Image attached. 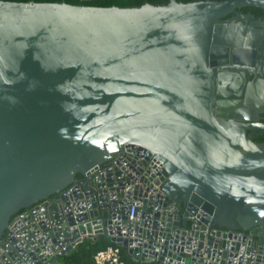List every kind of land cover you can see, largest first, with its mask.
Here are the masks:
<instances>
[{"label": "water", "instance_id": "95a60500", "mask_svg": "<svg viewBox=\"0 0 264 264\" xmlns=\"http://www.w3.org/2000/svg\"><path fill=\"white\" fill-rule=\"evenodd\" d=\"M249 7L264 0H0V264L85 238L142 262L264 264V143L247 137L264 129V17ZM124 150L159 171L113 162Z\"/></svg>", "mask_w": 264, "mask_h": 264}, {"label": "trees", "instance_id": "16d2710c", "mask_svg": "<svg viewBox=\"0 0 264 264\" xmlns=\"http://www.w3.org/2000/svg\"><path fill=\"white\" fill-rule=\"evenodd\" d=\"M13 2H37V3H62L65 2L70 5H85L94 7H120V8H133L140 7L146 3L153 5H166L169 0H4ZM179 2L189 3L200 0H178ZM244 12H251L257 17H264V11L257 8H244ZM259 143H264V136H260L256 139ZM108 247H118L120 249V255L125 264H157L156 262H140L132 258L126 251L120 246L109 240L93 241L91 239H84L77 244L69 253L55 257L51 264H94V256L101 250Z\"/></svg>", "mask_w": 264, "mask_h": 264}, {"label": "built area", "instance_id": "2783aa9c", "mask_svg": "<svg viewBox=\"0 0 264 264\" xmlns=\"http://www.w3.org/2000/svg\"><path fill=\"white\" fill-rule=\"evenodd\" d=\"M134 156H135L134 152H132L130 150H124L121 153H119L114 158V160H112V161L114 162L116 160H126L127 158H131V159H134L136 161L135 163H137L138 166H142L141 163L143 162V159H141L139 157L134 158ZM142 167H144V166H142ZM149 168L153 171H159L160 166L158 163L155 164V162L151 159L150 161L147 162V166L144 167V171H146ZM156 189H157V191H159L160 187L157 186ZM135 208H136L135 205L131 206L130 214H129L130 220H132L134 218ZM209 232H210V229L208 228L207 234H209ZM63 249H61L60 251H62ZM153 262H155V261H153ZM94 264H125V262L121 258L120 249L118 247H108L107 249L99 251L94 256Z\"/></svg>", "mask_w": 264, "mask_h": 264}, {"label": "flooded vegetation", "instance_id": "af4514ba", "mask_svg": "<svg viewBox=\"0 0 264 264\" xmlns=\"http://www.w3.org/2000/svg\"><path fill=\"white\" fill-rule=\"evenodd\" d=\"M238 12L239 13H243L244 12V8L239 9ZM244 13H246V12H244ZM235 15H236V13L233 14V16H235ZM258 120H259V122L264 123V111L258 113ZM260 136H264V129H254V130H250V131L247 132V137L251 141H253V142L257 143V144H262V143H259V142L256 141V139L258 137H260Z\"/></svg>", "mask_w": 264, "mask_h": 264}, {"label": "crops", "instance_id": "0c3cea01", "mask_svg": "<svg viewBox=\"0 0 264 264\" xmlns=\"http://www.w3.org/2000/svg\"><path fill=\"white\" fill-rule=\"evenodd\" d=\"M85 239H88V238H85ZM54 258H55V256L54 257H52L46 264H51L52 263V261L54 260Z\"/></svg>", "mask_w": 264, "mask_h": 264}, {"label": "clouds", "instance_id": "9594fccd", "mask_svg": "<svg viewBox=\"0 0 264 264\" xmlns=\"http://www.w3.org/2000/svg\"><path fill=\"white\" fill-rule=\"evenodd\" d=\"M88 239H90V238H88Z\"/></svg>", "mask_w": 264, "mask_h": 264}]
</instances>
